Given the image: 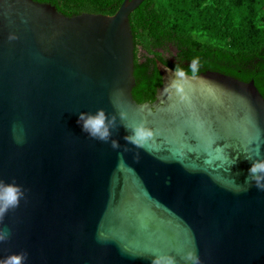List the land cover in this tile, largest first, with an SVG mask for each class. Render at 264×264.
Masks as SVG:
<instances>
[{
  "label": "water",
  "instance_id": "water-1",
  "mask_svg": "<svg viewBox=\"0 0 264 264\" xmlns=\"http://www.w3.org/2000/svg\"><path fill=\"white\" fill-rule=\"evenodd\" d=\"M142 1L66 16L0 0V179L27 189L4 219L13 236L0 259L26 250L27 264H150L155 254L183 264L195 245L201 264H264V191L244 184L245 157L264 158V97L253 79H179L157 61L162 84L138 103L128 16ZM113 99L153 129L143 148L126 144L123 126L116 150L81 131L77 113L117 114Z\"/></svg>",
  "mask_w": 264,
  "mask_h": 264
},
{
  "label": "trees",
  "instance_id": "trees-1",
  "mask_svg": "<svg viewBox=\"0 0 264 264\" xmlns=\"http://www.w3.org/2000/svg\"><path fill=\"white\" fill-rule=\"evenodd\" d=\"M66 16L113 14L122 0H35ZM133 37L132 97L152 102L162 75L157 61L191 74L218 71L254 80L264 97V0H143L129 13ZM197 73V74H198Z\"/></svg>",
  "mask_w": 264,
  "mask_h": 264
},
{
  "label": "clouds",
  "instance_id": "clouds-1",
  "mask_svg": "<svg viewBox=\"0 0 264 264\" xmlns=\"http://www.w3.org/2000/svg\"><path fill=\"white\" fill-rule=\"evenodd\" d=\"M9 40L17 39L15 34H9ZM189 69L193 76L199 72V60L194 58L189 64ZM175 77L182 79L186 75L185 71L180 68L174 70ZM114 107L117 108V114H106L103 108H98L94 113L80 111L77 113V124L81 131L93 140L103 143H109L114 150L120 149L121 144L118 140L112 138V131L118 130L123 126L127 134L123 137L126 144H130L135 148H143L148 140L154 136L153 129L146 126L145 122L139 123L128 122V113L120 108V104L113 99ZM117 115L121 121L117 125ZM124 148V151H128ZM259 156V152H257ZM250 167L247 171L244 184L248 187H255L257 190L264 191V158L251 159ZM236 160L232 161V164ZM247 191V188L243 189ZM27 189L16 182L15 177L11 181L6 182L0 179V245L9 242L13 236V229L4 225V219L10 212H15L20 207L21 201L27 202ZM183 264H201L200 256L195 245L183 256ZM28 252L20 250L9 252V254L0 259V264H27ZM150 264H177L176 258L169 254H155L150 259Z\"/></svg>",
  "mask_w": 264,
  "mask_h": 264
}]
</instances>
